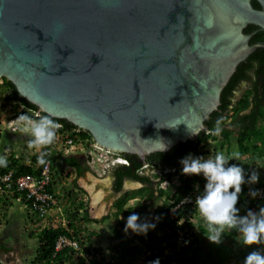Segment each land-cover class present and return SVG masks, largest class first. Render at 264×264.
<instances>
[{
    "label": "water",
    "instance_id": "water-1",
    "mask_svg": "<svg viewBox=\"0 0 264 264\" xmlns=\"http://www.w3.org/2000/svg\"><path fill=\"white\" fill-rule=\"evenodd\" d=\"M0 0V78L139 163L207 131L264 0ZM163 151V152H166ZM162 152V151H161Z\"/></svg>",
    "mask_w": 264,
    "mask_h": 264
},
{
    "label": "trees",
    "instance_id": "trees-1",
    "mask_svg": "<svg viewBox=\"0 0 264 264\" xmlns=\"http://www.w3.org/2000/svg\"><path fill=\"white\" fill-rule=\"evenodd\" d=\"M253 5L258 7V3L253 1ZM254 26H248L245 32H249ZM264 34L260 33L254 36L256 39H262ZM254 40V39H252ZM257 53V54H255ZM258 56V57H257ZM249 63V64H247ZM264 64V51L262 50L251 53L244 61L238 64L235 72L223 88L220 95V104L217 110L213 111L209 118L205 121L207 131L201 132L198 137L193 141L179 143L173 146L166 152H154L147 156V164L155 167L161 165L164 169H170L174 173H166L164 176L151 174L149 176L139 174L142 164L137 162L134 154L121 153L115 154L128 161V165L119 164L114 166L113 172V190L119 192L122 189V184L125 180L139 181L142 187L135 188L122 193L114 202L115 216L124 214L128 217V211L124 210L125 204L131 200L138 198V204L145 208L143 202H155L156 199L166 195L162 208L159 210L160 215L156 219V229L160 230L158 235L151 239L149 253L146 254L144 262L156 260L160 264H244L245 256L256 248H262L264 245H253L251 247H244L238 243L239 234L231 232L225 235L223 242L219 245L210 242L203 232V223L198 219L197 210L194 203H185L178 209L173 211L172 218L169 211L176 206L183 196L188 192H193L194 186L200 189L199 193L193 192L191 195L195 201L196 197L201 193L204 185L202 176L197 175H184L181 172L182 186L181 189L168 195L166 189L160 187L163 180H170L174 175L179 173L182 169L180 160L187 156L189 153L194 156L205 155L207 150L206 146H210L214 154L216 152H225V155H230L234 152L241 154V160L245 163V168L248 171L259 170L260 182L252 185L251 187L262 190L261 195L252 199L247 193L248 186H243L241 198L237 204L240 208V215L246 214L248 209L259 211V208L264 207V104L256 99L251 103L252 98L249 93L244 95L241 100L231 103L230 95L231 89L235 87L244 75L245 69L250 65ZM3 95L0 97L4 102H14L16 106L22 105L23 110L18 112V115H27L31 118L37 107L29 103L23 98H19L12 83L5 78H1V85ZM255 96H253L254 98ZM254 103V104H253ZM253 104V105H252ZM231 106V107H229ZM46 115L44 113L41 116ZM40 116V117H41ZM61 125L57 133H62L65 130H75V126L64 119L55 118ZM221 129L219 135L215 134L216 128ZM80 137L82 140L91 141L90 134L81 130L80 132H71L69 137ZM75 137V139H76ZM208 142V144H207ZM51 148L48 146L41 151H46ZM40 154H33L29 158H22L17 156L14 152L6 157L7 166L0 167V175L11 172L12 177H18L23 174H38L43 165L38 163V156ZM57 157V151L53 150L45 157L51 163V174L53 176L54 164ZM27 161V162H24ZM129 162L131 165H129ZM233 163L236 161H232ZM62 165L72 168L75 172V180L73 185L77 187L76 179L82 176L85 172L89 171V166L86 164L85 158L75 155H66L61 159ZM37 169L35 170L34 168ZM159 179L154 183V180ZM0 187L4 189V185L0 183ZM50 190H53L50 187ZM80 191V190H79ZM65 195L70 196L69 191L65 190ZM20 200L28 208L31 207V201L25 200L24 192H17L15 190L6 191L0 195V219L6 216V210L9 208L11 200ZM172 201L171 203H168ZM69 207L66 208L67 225L44 227L38 232L31 233L37 237L38 245L36 252L30 261V264H86L85 258L88 256L90 259L97 255V250L90 247V245L83 247L85 237L76 231L77 222H97L89 218L88 210L84 201H77L75 198H70ZM148 206V205H147ZM106 218H103L105 220ZM191 221V222H190ZM119 226L118 231L114 232L117 238V244L123 247L133 239L130 235L129 239H124L122 235L123 223L117 219ZM196 226L200 229H197ZM184 236V241L178 248L176 244V230L178 229ZM151 235L148 231L147 236ZM60 236H65L72 241H75L79 246L78 252L73 251L71 248H63L60 251L55 250V244ZM133 236L135 234L133 233ZM159 238V239H158ZM0 239V251L7 252L10 248ZM169 250L167 253L165 250ZM178 249V251H176ZM81 253V254H79ZM80 255V256H79ZM99 255V254H98ZM84 256V257H83ZM92 257V258H91ZM96 259V260H95ZM89 260L90 264H120V261L114 258L100 257L99 260L95 258ZM1 264V263H0Z\"/></svg>",
    "mask_w": 264,
    "mask_h": 264
},
{
    "label": "clouds",
    "instance_id": "clouds-1",
    "mask_svg": "<svg viewBox=\"0 0 264 264\" xmlns=\"http://www.w3.org/2000/svg\"><path fill=\"white\" fill-rule=\"evenodd\" d=\"M5 103L6 102L3 101L2 110H4V113L9 112V110H6V108L12 109L9 106L8 107L5 106L6 105ZM12 103H13V107H14L13 112L8 113L6 119L4 117L2 120H0V124L2 125V128H1L2 130L0 129V137L3 138L2 143H4L2 145L0 144V167H6L7 166L6 157L11 153V151L14 152V154L17 155L18 157L23 155V153H21V152H23L22 150L14 151L15 149H13V146H10L11 144L7 143L8 142L7 139H4V136H2L3 131H7L8 134L18 133V132L24 131L22 133L26 134V133H28L26 131V127H29L30 135L32 137L30 142L27 143L26 147H28L30 149L35 148V149L39 150V153H38V154H40L38 156V163L39 164H41V165L45 164L47 161L45 159V157L48 155V153L50 154L54 149H57L56 150L57 153H60L61 155H64V156L77 154L81 158H84L82 152H80V151L78 152V150H80V149H78L79 148L78 146H76V147H78L77 151L71 152L69 154H65L64 151L62 150V148L65 146L64 145L65 138L69 137V134L71 132H74V131L80 132L81 130L75 128V130L74 129L71 131L65 130L62 133H57L59 128L61 127V125L56 121L55 118H53L52 116L47 115V114L40 117L35 112L33 113V116L35 118L39 117L37 120L34 118H31L27 115H24V114H22L20 116L17 113L23 110V106L22 105L16 106V104L14 102H12ZM15 118H19L22 121H26L28 123V125L17 126L16 128H13L14 124L9 125V121L10 120L14 121L13 119H15ZM220 131H221V129L219 127H217L215 130V134L219 135ZM26 135H28V134H26ZM57 137H60L62 140V142H61L62 146L59 148L60 151L58 150L57 146L55 147V143H54L57 140ZM75 137H74V141L77 145L78 140H80L81 138L78 136L75 139ZM4 140H6V141H4ZM91 141H92V139H91ZM160 142H161V149L160 150L162 152L166 151L168 148V145L162 141H160ZM48 146H51V148H48L47 152L41 151L42 149H45ZM112 153H114V152H112ZM33 154H37V152L32 153V155ZM114 154H117V153H114ZM25 157L29 158L30 155L25 156ZM232 161H236V162L233 163ZM55 164H54V168H55ZM180 164L182 165V169H181L182 174L189 175V176L197 175V176L203 177V180H204L203 189H202L201 193L196 197L195 201L193 200V198L191 196V198H192L191 203L195 202V207L197 210L198 219L200 221H202V223H203V229L202 230L210 242L219 245L223 242L225 235L234 231V232L239 234V239L237 240L238 243L244 247H251L253 245H264V207L259 208V211H253L252 209H248L246 214H244V215H240V208L237 207V204H238V202L241 198V194L243 192V186L249 187V191L247 194L252 199H255L257 196L261 195L260 189L251 187L252 185L258 184L260 182V173H259L258 169L248 171L245 168V163L241 160V154L239 152H234V153H231L230 155H227V156L223 152H216L215 154L210 155L207 158H205L204 155H201V154L199 156H194L193 154L189 153L187 156L183 157L180 160ZM116 165H119V164H116ZM116 165H114V166H116ZM125 165H128V164H125ZM142 165L143 166L141 168V171L143 170V168L146 167V165H144V163ZM50 167H51V163H50ZM34 169L36 170L37 167ZM89 170H90V168H89ZM55 172H56V170H55ZM171 172L174 173V171H172V170H171ZM171 172H169V173H171ZM152 174H155L158 176L162 175V173L160 171L153 172ZM51 176H52V174H51ZM54 176H55V174L53 171V176H52V186L53 187H54V185H56ZM163 182H167L166 186L161 187V185H160V187L165 190L166 187L169 185V181L163 180L161 182V184ZM127 187H128V182L125 181L124 188L127 189ZM137 187H142V185L137 184ZM6 191H12V190H8L5 187L3 189L0 187V195L2 193H6ZM53 191H54V189H53ZM193 192L199 193L200 190H198V187L194 186ZM193 192L192 191L188 192L184 196H186L187 194L192 195ZM56 197H57V202H58V200L60 199V196H57V194H56ZM12 201L21 202L20 200H17V199L11 200V202ZM136 202H137V205H139L137 200H136ZM171 202L172 201L169 200L168 203H171ZM22 204H24V203H22ZM143 204L146 205V202H143ZM136 206H134L133 208H135ZM145 208H147V205ZM8 210H6V216L4 218L0 219V223L4 222V224H6L7 215L9 214ZM28 210L30 212L34 213L38 218H41V220H44L49 213L48 212L44 217H39L34 211H32L31 207L28 208ZM154 211H156L155 208H153V213H154ZM112 215L114 216V221L116 222V225L114 226V228H115L118 226L117 219H118L119 215L115 216V212H113ZM106 217L108 218V217H110V215L104 216V218H106ZM156 219H158V218H156ZM155 227H156L155 223L148 222L147 220H141L140 215L138 213L133 212L126 219L124 231H125V233H128V231L131 230V232H132L131 235L133 236V233H134L135 237H136V235H145L146 236L148 231L151 229H154ZM196 228L200 229L197 226H196ZM176 232H177V230H176ZM29 235H31V234L29 233ZM176 235H177V233H176ZM67 239H69V238H67ZM69 240L72 241L71 239H69ZM72 242H75V241H72ZM175 245L179 248L181 244L178 245L176 243ZM55 246H56V244H55ZM83 247H84V245H83ZM65 248H71V247H65ZM71 249L73 251L78 252L79 246L77 249H73V248H71ZM56 251H60V250H56ZM168 251H169L168 249L165 250L166 253ZM176 251H178V249H176ZM34 252H36V250ZM0 253H6V252L0 251ZM34 254H33V256H34ZM79 254H81V253H79ZM3 264H5V263H3ZM150 264H160V261L157 258L156 260L150 262ZM244 264H264V249L256 248V249H253L252 251H250L244 258Z\"/></svg>",
    "mask_w": 264,
    "mask_h": 264
},
{
    "label": "crops",
    "instance_id": "crops-1",
    "mask_svg": "<svg viewBox=\"0 0 264 264\" xmlns=\"http://www.w3.org/2000/svg\"><path fill=\"white\" fill-rule=\"evenodd\" d=\"M26 134H28V133H26ZM28 135H30V134H28ZM26 138H27L26 136L23 138V136L21 135L20 132L10 133L8 135V138H7V141H8L7 143L11 144L10 146H13V149H15L14 151L22 150L23 152H26V148H28V147H25V145L27 146V143H28ZM4 141H6V140H4ZM54 150L56 151L57 149H54ZM58 150L60 151L59 148H58ZM38 152H37V154H38ZM26 155H28V154H23L21 157L27 158V157H25ZM31 155L32 154H30V156ZM75 156H79V155L76 154ZM63 157H64V155L57 153L55 163L61 162V159ZM24 162H27V161H24ZM55 170H56V172H55ZM55 170H54L55 175H58L59 172H61V170H66L65 173H68L70 171L73 173L71 181L75 180V172L72 168H70L68 166H64V168H63V166H62V168L60 166L58 168L57 164H56ZM91 181H95L94 183H97V181H100V180L97 179L96 177L92 176ZM76 184H77V187H74L75 185L71 187L69 182L62 183V185L60 187H62L63 193H62V195L59 194L60 199L58 200L57 205L49 211L48 215L46 216V218L44 220H41V218H38L34 213L30 212L26 208V206L24 204H22L21 202H19V201L10 202L9 208H8L9 210L7 209L8 212H11V209H13V213L19 214L20 218H23L25 220V223H22L23 225H21L20 221L14 222L12 219H10L11 218L10 214L7 215V221H9V224H11V226L8 230H7V228H4V225L2 227H0V239L5 243L4 245H6L10 248V250L8 252H6L5 254L4 253H0V254H4V256L5 255L7 256V254H9L11 256H14L15 259H20L21 263L23 262V264H29L32 258L29 259L26 257L27 246L19 238L18 231H21V230L23 231L25 229V227H27V226L29 227V225H31L30 228L32 230H30V231H32V233L38 232L40 229H42L44 227L66 226L68 223V221H67L68 216H67L65 210L67 207H69L68 202H69L70 198H72V199L75 198V199H77V201H79V200L84 201L86 204L87 210H88L89 218L95 220V218L91 215L92 206L90 204V201H92L93 199H92V195H90L85 188L86 183L83 184V182L76 179ZM73 187L79 189L80 190L79 192H81L76 197H74L70 191ZM53 189H54L56 194L61 192V190L57 188V185H54ZM65 190L69 191L70 196L66 197V195L64 193ZM130 190H132V189H130ZM99 200H96V201H99ZM136 200H138V198H136L135 200L134 199L129 200L126 203V205L124 206V210L129 209L128 203H130L131 201H136ZM94 201H95V199H94ZM136 204H137V202H136ZM113 212H115V209L113 206H111L110 211L108 213L105 212V214L110 215V217H108V218L106 217L107 219H105L103 221L104 217L101 216V220H97L98 223H95V222H77V226H76L75 230L79 231L80 235L82 237H85L84 247L90 245V247L92 249H94L95 252L97 250V252H96L97 255H95V257H93V258L91 257L92 259H90V257L87 256L85 258V260H86L85 263L90 264L89 260H93L95 258H97V260H99L100 257H104V258H114L115 261L116 260L120 261V264H145L144 259H145L146 254L149 253V248L151 245L150 244L151 239H147L146 238L147 235L146 236L145 235H140V236L137 235L138 238L131 235L133 237V240L138 241L139 244L132 243V240L129 241L128 244L123 245V247L120 246L119 244H117V238L114 236V232L118 231L119 226L114 228V226L116 225V222L114 221V218L112 215ZM128 215H130V211L128 212ZM8 216H9V218H8ZM112 218H113V220H112ZM118 219L121 221H122V219H124V222H125L127 217L124 214H120L118 216ZM124 222H123V226H122L123 227L122 228L123 229L122 235H123L124 239H129L131 232L128 231V233H125V231H124L125 223ZM154 223L156 224L155 220H154ZM159 232H160V230L156 229L155 235H158ZM30 236H35V234L30 235ZM152 239H153V237H152ZM13 242L16 243V245H19L18 249L15 248ZM35 244H38V242L36 241ZM9 262L10 261H8V262L5 261L4 263L8 264ZM10 264H15V263H10Z\"/></svg>",
    "mask_w": 264,
    "mask_h": 264
},
{
    "label": "rangeland",
    "instance_id": "rangeland-1",
    "mask_svg": "<svg viewBox=\"0 0 264 264\" xmlns=\"http://www.w3.org/2000/svg\"><path fill=\"white\" fill-rule=\"evenodd\" d=\"M0 85H1V79H0ZM1 88L2 87H0V97L3 95V89H1ZM0 100H2V99H0ZM5 104H6L5 106H7V107L9 106L12 109L6 108V110H9V112H5L4 113V110H2L3 101H1L0 102V116H1L0 117V120H2L4 117L6 119L8 113L13 112V110H14V107H13V103L12 102H6ZM1 128H2V125L0 124V129ZM26 131L28 132V134H30L29 127H26ZM22 132H24V131H21L20 132L21 135L23 136V138L26 136L27 137L26 139H27V141L29 143L30 142L29 140L32 139L31 135H26V134H24ZM8 135L9 134H8L7 131H3L2 136H4V139H7L8 138ZM2 140H0L1 141L0 142L1 145L4 144V143H2L3 142ZM61 142H62L61 138L60 137H57V140L54 142L55 143V146H57L58 148H60L62 146L61 145ZM207 144H208V142H207ZM209 144H210V146H208V147L206 146L205 147L206 148L205 150H207L206 154L204 155L205 158H207L208 156L214 154V152L212 151V148H211L212 147L211 146V141H210ZM25 147H26V145H25ZM38 151L39 150H37L35 148H33V149L27 148L26 149V152H21V153L30 155V154H32L34 152H38ZM223 153L225 154L224 151H223ZM28 155H26V156H28ZM56 164H57V167L58 168L60 166H61V168H62V166L64 168V166H65V165H62L61 162H56ZM56 164H55V166H56ZM104 170H106V169H104ZM110 170H111V168H109L106 171H103L102 172L101 171V168L99 167V168H97L95 170V172L89 170V171L85 172L82 176H80V177L77 178V180H80L81 182H83V184L86 183L85 184V186H86L85 188L88 191V193L90 195H92V199L93 200L90 201V204L92 206L91 215L96 220H101V216L104 217V213L107 212L108 210L110 211V203H111V201L114 198V194L111 191L110 183H109ZM65 172H66V170H61V172H59V174H58L59 176L58 175H55L54 176L55 184L57 185V188L61 190V192H59L57 194V196H59V194L62 195V193H63L62 192L63 189H62V187H60L62 185V183L69 182L71 187L74 186L73 185V181H71L72 180L71 178L73 176V173L70 172V171L68 173H65ZM92 176L96 177L100 181H97V183H94L95 181H91L92 180ZM168 181H169V185L166 187V191L168 192V195H171V194H173V192H176L177 190H179L181 188V186H182L183 181H182V177H181V170H179V173H177V175H174ZM74 187L70 191H71L72 195L74 197H76L81 192H79V189L74 188ZM198 190H200V189L198 188ZM162 196L163 197H160V198L156 199L155 202H153V203H151V202H150V204L149 203H146V205H148V206L145 209L142 208V207H140V206H138L136 204V201H131L130 203H128L129 204L130 215L133 212H135V213H138L140 215L141 220H147L148 222L154 223V220H156V217L157 218L159 217V215H160L159 210L162 208V204L165 201L166 195H162ZM94 199H95V201H94ZM96 200H99V201H96ZM134 206H136V207L133 208ZM153 208L156 209V211H154V213H153ZM9 214H10V217H11L10 219H12L14 222L20 221L21 222L20 223L21 225H23L22 223H25V220L23 218H20V215L19 214L13 213V209H11V212H9ZM8 218H9V216H8ZM113 218H114V216H113ZM113 218H112V220H113ZM122 220L124 221V219H122ZM96 223H98V222H96ZM124 223H126V221ZM3 225H4V228H7V230L11 226V224H9V221H7L6 224H4V222H1L0 223V227H2ZM30 227H31V225H29V227L28 226L25 227V229L23 231L22 230L21 231H18L19 238L27 246V248H26V251H27L26 257L29 258V259H31L33 257V254L35 253L34 251L36 250V246H37V244H35L36 241H37V237L36 236H30L29 235V233L31 234V232H32V231H30V230H32ZM155 230H156V227L154 229L149 230V232L151 233V235L147 236L146 238L147 239H150V238L154 237L155 234H156L155 233ZM129 232H131V230H129ZM131 233H130V235H131ZM138 236H140V235H138ZM138 236L136 235L137 238H138ZM132 243L139 244L138 241L133 240V239H132ZM13 244H14V246H15L16 249L19 248V245H16V243H14V242H13ZM261 249H264V247H262ZM4 254H0V262H1V264H3L5 261H7V262L10 261L8 264H10V263L23 264V262L21 263L20 259H15L14 256H11L9 254H7V256L6 255L4 256ZM230 264H232V262Z\"/></svg>",
    "mask_w": 264,
    "mask_h": 264
},
{
    "label": "built area",
    "instance_id": "built-area-1",
    "mask_svg": "<svg viewBox=\"0 0 264 264\" xmlns=\"http://www.w3.org/2000/svg\"><path fill=\"white\" fill-rule=\"evenodd\" d=\"M13 120L14 121H9V125L14 124L13 128H16L17 126L28 125L26 121H22L19 118H15ZM64 145L65 146L62 148V150L65 154H69L80 149L78 150V152H82L83 157L86 160V164L89 166L90 170L94 172L99 167L103 172L116 164H128L126 159L116 156L114 153L98 147L92 141L88 142L87 140L80 139L78 140L76 145L74 138L67 137L64 140ZM76 146H78L79 148ZM0 183H2L8 190L24 192L25 200L31 201V209L39 217H44L51 209H53L57 205L56 193L55 191L50 190V187L53 188V186L49 160H47L46 163L43 164L38 174H23L14 178L12 177L11 172H9L0 175ZM166 184L167 182H163L161 184V187H164ZM260 192H262V190H260ZM191 202V194H187L186 196H184L176 206L170 209V217L172 218L173 211L178 209L181 205ZM176 233V243L180 245L184 241V236L179 228L177 229ZM65 247L77 249L78 245L75 242L70 241L66 237L60 236L56 242L55 249L61 250Z\"/></svg>",
    "mask_w": 264,
    "mask_h": 264
},
{
    "label": "flooded vegetation",
    "instance_id": "flooded-vegetation-1",
    "mask_svg": "<svg viewBox=\"0 0 264 264\" xmlns=\"http://www.w3.org/2000/svg\"><path fill=\"white\" fill-rule=\"evenodd\" d=\"M253 1H255V0H252V5H253ZM253 7L254 8H260L259 4H258V7H255L254 5H253ZM248 26H254V28L249 32H245L246 28ZM242 32L245 34H250V33L252 34L250 39H249V43H254V42L264 43V37L263 38L261 37L262 39L254 38V36H256L257 34H260V33L264 34L263 31L257 30V27L255 25L245 26L242 29ZM252 39H254V40H252ZM259 50H262V52H263L264 48L260 47L259 49L253 51L252 53L259 51ZM255 54H257V53H255ZM247 64H249V63H247ZM231 90H232L231 95H230L231 103H234L237 100H241L244 97V95H246L247 93L250 92L249 97L252 98L251 103L254 102L256 99H259L264 104V64L263 65L262 64H260V65L256 64L255 66L250 65V67L248 66L245 69L244 75L243 76L241 75L240 80L235 85V87H233ZM253 96H255V97L253 98ZM1 101L2 100H0V102ZM229 107H231V106H229ZM2 139L3 138L0 137V140H2ZM156 152H158V151H156ZM152 153H154V152H152ZM117 154H121V153H117ZM150 154L151 153H149L148 155H145L143 157V162H144V165H146V167L143 168L142 171L139 169V171H138L139 174L149 176L153 172L160 171L162 173V175L164 176V174L171 172L170 169H164V168H162L161 165H156L155 167H153V166L147 164V161H146L147 156H149ZM135 159L138 162L139 158L135 157ZM141 164H143V163H141ZM129 165H131L130 162H129ZM114 169H115V167H112L110 170V174H109L110 188H111L112 193L114 194V198L110 203V209H111V206H114L115 200L122 193L129 191L130 189L140 188V187H137V184L142 185L139 181L125 180L128 182L127 189L124 188V183H125V181H124V183L122 184V189L119 192H116V191L114 192V190H113V181H114L113 180V172H114ZM162 175H159V176H162ZM158 179H159V177L156 180H154V183H156V181ZM160 185H161V183H160ZM146 203L150 204V201H146ZM108 212H109V210L107 211V213ZM104 215L106 216L105 213H104Z\"/></svg>",
    "mask_w": 264,
    "mask_h": 264
}]
</instances>
